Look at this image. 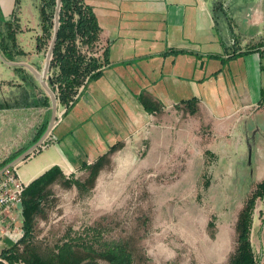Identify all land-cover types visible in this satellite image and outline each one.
Listing matches in <instances>:
<instances>
[{
  "label": "crops",
  "instance_id": "obj_1",
  "mask_svg": "<svg viewBox=\"0 0 264 264\" xmlns=\"http://www.w3.org/2000/svg\"><path fill=\"white\" fill-rule=\"evenodd\" d=\"M85 1L101 26L93 54L108 61L64 110L46 144L17 163L27 183L55 164L82 171L112 145L111 153L130 147L131 136L146 135L153 117L163 147L169 132L189 133L168 126L180 107L214 128L219 160L264 165V0ZM40 6L41 0H0V13L26 29L41 25L42 16L34 17ZM143 96L158 108L150 111ZM33 159L34 172L21 170ZM13 213L24 235L22 208ZM0 234L1 250L17 243Z\"/></svg>",
  "mask_w": 264,
  "mask_h": 264
},
{
  "label": "rangeland",
  "instance_id": "obj_2",
  "mask_svg": "<svg viewBox=\"0 0 264 264\" xmlns=\"http://www.w3.org/2000/svg\"><path fill=\"white\" fill-rule=\"evenodd\" d=\"M48 8L53 34L56 5ZM34 17L41 21L40 8ZM0 19H5L1 13ZM11 21L19 35L24 33L18 40L23 53L10 60L31 63L41 71L53 36L42 23L22 29ZM0 25L1 37L6 27ZM15 66L0 55V163L32 142L52 116L51 98L43 102L50 97L47 89L27 66ZM181 108L168 126L189 133L174 137L175 132H169L162 147L153 117L146 135L131 136L130 147L102 161L93 184L89 169L63 170V176L51 181L37 207L33 237L20 244L22 259L26 249L45 255L71 239L79 246L122 243L133 254V264H229L237 247L239 213L263 179L264 165L219 160L216 145L221 146V139L214 128ZM54 132L59 135L60 126ZM35 161L22 164L21 170L34 172ZM73 177L85 185L79 188ZM251 240L257 264H264V197H257L253 210Z\"/></svg>",
  "mask_w": 264,
  "mask_h": 264
},
{
  "label": "trees",
  "instance_id": "obj_3",
  "mask_svg": "<svg viewBox=\"0 0 264 264\" xmlns=\"http://www.w3.org/2000/svg\"><path fill=\"white\" fill-rule=\"evenodd\" d=\"M57 5V0H41L42 29L49 35H52L50 22L49 5ZM4 23L6 29L1 31L0 50L9 59H15L17 53H23L17 41L16 29L12 26V21L0 19V24ZM1 26V25H0ZM6 30V31H5ZM54 33V30H53ZM101 26L93 8L85 0H62L60 9V25L57 33V39L53 49L49 75V83L57 93L61 104L67 108L71 105L70 100L79 92V87L87 81L102 72L101 66L108 61L105 57L101 60L99 56L94 55V48L100 40ZM38 36V41H39ZM39 45V43H38ZM107 49L105 50L106 53ZM22 66H16L20 68ZM88 78V79H87ZM87 79V80H86ZM50 97H44V103L49 102ZM145 107L150 111L158 108L146 97L142 98ZM196 101L193 97L189 102ZM27 102V101H26ZM17 103H19L17 101ZM38 104V103H37ZM195 112L196 105L191 107ZM48 127L47 121L37 129L34 140L23 150L13 152L3 162L0 167L14 160L25 149L35 143ZM116 148L112 145L108 153L94 163H83V166L90 170L88 180L94 183L98 170L102 166V161ZM63 169L55 164L41 173L39 176L29 182L23 193L22 215L24 235L9 248H4L0 252V257L5 259L8 264H103L102 259L107 264H133V254L128 247L122 243L105 242L95 245L79 246L71 239L58 244L56 250L48 254H39L36 251L25 250V257L22 259L20 253V244H26L33 237L34 221L36 218L37 207L42 201L47 185L58 176H63ZM72 181L79 188L85 185V181L72 178ZM210 181H206V186ZM257 197H264V178L257 182L256 188L247 198L244 207L241 209L236 230L238 233L237 247L231 255L229 264H257L255 250L251 240V231L253 223V210ZM0 264H4L0 261Z\"/></svg>",
  "mask_w": 264,
  "mask_h": 264
},
{
  "label": "built area",
  "instance_id": "obj_4",
  "mask_svg": "<svg viewBox=\"0 0 264 264\" xmlns=\"http://www.w3.org/2000/svg\"><path fill=\"white\" fill-rule=\"evenodd\" d=\"M96 50L98 51V44L96 45ZM97 51L95 53L96 55H99V52ZM83 86L84 84L79 87V92L75 94L74 99L79 95ZM74 99L70 100L69 104H72ZM58 101V115L55 124L58 123V121L61 119L62 113L67 108V106L63 108L61 107L62 105L59 98ZM172 106V104L169 105V107ZM46 141L47 140L45 139V141L40 147H43L46 144ZM17 163L5 167L0 173V232L3 234L10 235L18 241L22 237L23 233L22 231L20 232V226H18L17 224V222L19 221V215H15L13 213V210L17 208L20 209V204L23 203L22 199L24 190L29 183H27L21 177ZM7 217H10L8 223ZM0 261H3L8 264L5 259L0 258Z\"/></svg>",
  "mask_w": 264,
  "mask_h": 264
},
{
  "label": "water",
  "instance_id": "obj_5",
  "mask_svg": "<svg viewBox=\"0 0 264 264\" xmlns=\"http://www.w3.org/2000/svg\"><path fill=\"white\" fill-rule=\"evenodd\" d=\"M61 3H62V0H57L56 12H55L54 33H53V37H52V40H51L50 48H49V50L47 52V59H46L45 65H44V67H43V69L41 71L38 70L31 63L23 62V61H13V60L5 58L4 56H2V54H0L1 58L5 62H7V63H9L11 65L27 66L34 73V75L40 81V83L49 92V95H50V97L52 99V107H53L51 120H50V122L48 124L47 129L43 133V135L35 143H33L30 147H28L21 154H19L14 160H12L10 163L6 164L2 169H0V173L5 167L10 166V165H12L14 163H17L20 160L28 157L30 154L35 152V149L38 150V148L43 144V142L45 141V139L47 138V136L49 135V133L52 131L53 127L55 126V121H56L57 115H58L59 101H58V97H57L56 91L53 89V87L49 83V73L48 72L50 70L51 59H52V56H53V49H54V45H55V42H56V39H57V33H58L59 25H60ZM20 206H22V203L20 204Z\"/></svg>",
  "mask_w": 264,
  "mask_h": 264
},
{
  "label": "flooded vegetation",
  "instance_id": "obj_6",
  "mask_svg": "<svg viewBox=\"0 0 264 264\" xmlns=\"http://www.w3.org/2000/svg\"><path fill=\"white\" fill-rule=\"evenodd\" d=\"M16 66H20V65H16ZM16 66H15V68H16ZM23 67V66H22Z\"/></svg>",
  "mask_w": 264,
  "mask_h": 264
}]
</instances>
